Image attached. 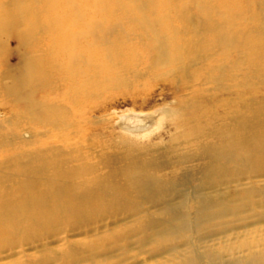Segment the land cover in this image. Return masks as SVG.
<instances>
[{"label": "rangeland", "instance_id": "obj_1", "mask_svg": "<svg viewBox=\"0 0 264 264\" xmlns=\"http://www.w3.org/2000/svg\"><path fill=\"white\" fill-rule=\"evenodd\" d=\"M93 1L59 0L53 12L48 0H25L43 18L27 29L31 14L14 12L24 0H0V205L21 201L23 183L43 188V155L90 168V180L119 175L121 186L128 167L151 166L157 188L116 186L118 204L82 201L79 219L47 228L33 216L20 235L0 220V264H264V166L196 190L214 132L236 116L248 131L264 124L249 113L264 105V0H119L109 33L89 31ZM57 9L66 18L78 9L82 27L54 32ZM143 12L149 28L135 25ZM176 47L182 57L170 64ZM43 112L55 122L43 125Z\"/></svg>", "mask_w": 264, "mask_h": 264}, {"label": "bare ground", "instance_id": "obj_2", "mask_svg": "<svg viewBox=\"0 0 264 264\" xmlns=\"http://www.w3.org/2000/svg\"><path fill=\"white\" fill-rule=\"evenodd\" d=\"M48 2V6L51 7L52 11L54 12L53 9L58 7L59 0H48ZM118 2L119 0H94L91 6L95 7L96 9L93 8L94 10L90 12L91 14H89V31L93 32L97 29L103 30V28H105L106 32L109 33L115 28H119V21H117L118 17L113 14V10L116 8V6L119 7ZM77 10L70 12L69 15L71 16L66 18L61 15V13L58 12L59 9H57V15L52 14L53 17H51L47 23L53 28L54 32L58 30L56 33L62 30L70 31L72 26L70 27L68 24L74 25L78 28L82 27V24L79 22V16L81 13H79ZM61 11H64L63 8ZM14 12L15 14H31L28 4L25 2V0L23 3H18V5H16ZM178 12H181V10H178ZM32 14L30 15L31 17H28L22 21L23 24L27 26V29L33 28L37 25V23H39V21L43 20V18L42 20L37 19L38 16L34 12H32ZM1 17L3 18L2 15ZM184 23L185 26H188L189 20L184 19ZM135 25L139 28L150 27V23L145 12L140 14V16L137 18V21L135 22ZM60 35L61 34H55V40H57L58 37L59 40L57 41L65 39V37ZM91 36L93 37L94 42L103 41V39L98 38L99 36L96 37L95 34H92ZM104 41L106 42L109 40L104 39ZM189 45L190 44L187 46ZM98 53L99 52H97V54ZM76 55L77 54L72 53V56L70 57L73 63L77 61ZM111 56L112 58L107 64L113 68L115 64H117L116 61L114 63L113 61L114 59H117L120 54L118 55L116 52H113ZM180 57H182V54L180 53L179 48L176 47L175 51L171 55L172 60H170V64H176L179 62ZM57 61L60 62L59 58ZM28 73V76L21 78V88H19L20 91L28 88L27 86L31 84L33 78L38 76L39 71L35 69V72L30 70ZM121 80L122 78H119L117 81L120 82ZM263 112L264 105H261V107L259 106L257 109L251 108L249 111V113L252 115V118L262 117L264 114ZM41 116L43 118V125H49L50 123L55 122L53 121L55 119H53L49 113L43 112ZM235 120L236 121L233 127H228L226 129H222L221 131L214 132V135L212 136L214 141L211 144L205 146V152L202 154V156L206 163L202 168L201 175L206 182H204V180L201 181L196 188V190H198V192L201 194L202 191L204 192L205 187H208L212 190H217L220 183H223L220 178L222 176H224V178H228L232 175L235 176L236 172L240 170L241 166H246L249 164H261L264 166L263 122H257L259 126L248 131L249 128L245 125V123H248V120L242 122L238 116L235 117ZM244 131L246 134L241 135V133ZM251 131L255 132V134ZM238 133H240V135ZM70 162H72V160L61 162L54 159L50 161L47 156L43 155V163L37 165V170L35 169L37 174H40L41 176L43 174V188L41 187V190L39 189L40 191L35 193V189H33V186L30 185V182L23 183L20 187L26 191L27 195L19 202L13 200L7 201L5 204H1L0 220H7L5 224H10L12 226L11 230L14 233L20 235L21 233L32 232V225L35 224L34 221H32L33 216L37 218L39 224H41L43 228H47L52 223L62 221L67 222L76 220V218L79 219L80 215H83V212H81L83 209H81L82 207L78 206L77 204H81L82 201H86L91 204H103L99 205V209L104 210L108 204L119 203L120 200L117 198L120 196V194L116 191L119 190V188L120 190L125 189L123 190L125 194H129L137 186L149 185L150 187L157 188L154 174H152L151 171H148L151 170V166H146L144 168H138L136 166L128 167L121 174L126 177V181L124 182L123 186H121V182L117 181L119 175H112L109 182H104L99 178L90 180L84 176V174L90 168L81 167L82 165L78 168L67 167L68 164L70 165ZM164 186L158 187V190L163 191ZM108 189L113 190L110 191ZM75 192H79L80 195H75ZM142 194L146 195L147 193L142 192ZM204 198L205 197L203 195L199 196L198 194V197L195 198V202L198 204H209L207 201L203 200ZM188 201L191 200L189 198H184L182 203L186 204ZM198 215L201 216L202 214L198 212ZM27 216H30V218H27ZM179 219L181 220L182 227L184 229L192 231L193 226L191 224L194 222L186 220L184 215H182V218H176V220Z\"/></svg>", "mask_w": 264, "mask_h": 264}]
</instances>
